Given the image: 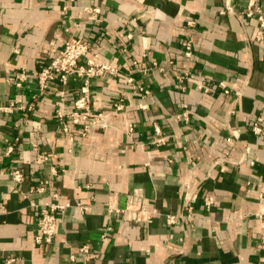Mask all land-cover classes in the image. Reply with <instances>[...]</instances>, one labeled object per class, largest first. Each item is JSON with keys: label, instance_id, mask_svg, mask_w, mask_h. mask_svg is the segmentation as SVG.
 I'll list each match as a JSON object with an SVG mask.
<instances>
[{"label": "crops", "instance_id": "obj_1", "mask_svg": "<svg viewBox=\"0 0 264 264\" xmlns=\"http://www.w3.org/2000/svg\"><path fill=\"white\" fill-rule=\"evenodd\" d=\"M228 1L233 12L222 13ZM248 1L0 0V106L14 104L0 110V264H71L70 254L83 244L91 248L89 264H259L264 43L255 41L259 22L246 16ZM69 36L90 42V57L134 69L150 90L149 108L139 107L143 100L124 74L93 79L94 111L110 113L120 97L127 111L110 115L111 126L96 128L91 139L78 136V129L63 132L57 110H73L80 82L41 92L37 72ZM22 72L28 77L18 86ZM186 72L192 76L183 89ZM221 80L231 94L218 86ZM55 90L66 91L64 104ZM182 104L188 121L178 117ZM259 118L263 131L256 134L252 125ZM156 126L165 141L160 145L153 143ZM42 153L52 154L49 162H37ZM14 168L24 173L22 183L10 174ZM136 189L159 210L149 223L109 212L125 207ZM206 197L214 198L210 209ZM53 202L70 206L59 214L53 243L37 244L35 215ZM175 213L185 217L168 224L166 215ZM10 257L17 260L8 263Z\"/></svg>", "mask_w": 264, "mask_h": 264}, {"label": "built area", "instance_id": "obj_2", "mask_svg": "<svg viewBox=\"0 0 264 264\" xmlns=\"http://www.w3.org/2000/svg\"><path fill=\"white\" fill-rule=\"evenodd\" d=\"M262 0H249L246 10V16L249 18L255 17L259 22V29L257 31L255 41L257 43H264V8L260 5ZM99 11L98 9H93V11ZM222 13L233 12V7L228 1L226 7L221 10ZM189 25H195L196 20L191 19L188 21ZM91 51V43L83 40L80 37L69 36L66 41L64 48L61 50L58 56L52 59L48 64L42 66L37 72L39 88L41 92H45L48 88L53 87L55 84H62L69 86L74 82H80L78 88V96L74 100V108L71 112H64L62 109L57 110V116L61 124V129L67 134H71L72 131L79 130V135L81 138L91 139L96 128L107 129L111 126L110 115H118L121 112L127 111V105L124 103V98L120 97L119 100L114 102L112 110L109 112L105 111H94L91 105L92 94H91V81L93 79L103 80L104 78H119L121 75H125L128 85L137 90L140 98L143 100L139 103V107L142 109H148L149 104L144 101V99L150 94V90L145 87L144 84L139 83L134 76V69H129L127 72L123 71L121 66L116 63L109 61H100L96 60L89 56ZM185 56L192 57L193 55V43L191 40L185 42ZM134 65H137L138 62H133ZM154 68H161L157 61L153 62ZM151 69V68H150ZM162 69V68H161ZM144 72L147 69H143ZM192 74L189 72L184 73V76L181 77L180 83L182 88H185L184 82L186 78L191 77ZM28 74L22 72L19 74L16 84L22 86L23 82L27 79ZM249 81L246 80L244 85L234 91L235 97H240L246 85ZM218 86L222 88L223 92L226 94H231L233 90L229 87L225 80L218 82ZM198 88L203 89L205 93H209L211 88L205 86L204 84H198ZM56 96L59 98V103L64 104L66 102V91L55 90ZM13 103L10 105L0 106V110H10L13 107ZM184 108L178 117L184 118L186 121L189 120V111L187 110V104H182ZM229 114L236 112L235 107L231 108ZM261 119L259 118L257 122L252 125V129L256 134H261L263 129L260 125ZM127 132L132 135L135 130L134 122L129 121L126 123ZM157 138L154 139L153 143L155 145L163 144L164 138L161 137L162 130L159 126H156ZM74 134L70 136V139H74ZM233 137H236L234 133ZM8 151H12V147ZM50 153H42L38 155L37 162L39 164H44L50 161ZM10 174L12 175L14 181L17 183H22L24 181V173L20 168H14L11 170ZM47 183V182H46ZM191 184L187 183L185 186V196L188 198L191 195ZM45 188L41 186L38 188V191H43ZM25 197L27 195L25 194ZM206 208L210 209L214 204L213 197H206L204 200ZM70 204H61V203H49L40 208L39 212L35 215V222L37 225V232L34 236V239L37 244H51L54 241V238L58 232L59 224L61 218L59 217L60 212H64ZM83 210L87 211L90 209L89 206H80ZM193 207H189V212L187 215L189 218H193L192 214ZM109 212H117L125 214L127 219L130 222L135 224L149 223L152 221L153 216L159 213L158 209L152 207L149 199L144 195L141 189L134 190L131 194L128 195L127 204L123 208H109ZM259 218L262 222V227L264 228V209L258 213ZM168 224H175L180 218L185 217L180 213L167 214ZM194 220V218H193ZM192 220V225L194 221ZM111 228L108 227L106 233L103 234V237L107 235V232ZM184 240V238H181ZM259 248L262 251L260 256L259 264H264V235L261 236L259 242ZM90 245L83 244L78 248V253L70 254L71 264H89L90 262ZM184 251L181 250L180 253ZM82 259H80V257ZM17 259L14 257L8 258L7 262L12 263Z\"/></svg>", "mask_w": 264, "mask_h": 264}]
</instances>
